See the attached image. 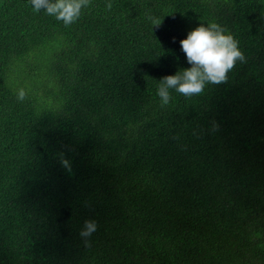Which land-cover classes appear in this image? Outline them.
Returning <instances> with one entry per match:
<instances>
[{
  "label": "trees",
  "instance_id": "obj_1",
  "mask_svg": "<svg viewBox=\"0 0 264 264\" xmlns=\"http://www.w3.org/2000/svg\"><path fill=\"white\" fill-rule=\"evenodd\" d=\"M107 2L0 0V264H264V0ZM209 23L244 61L162 105Z\"/></svg>",
  "mask_w": 264,
  "mask_h": 264
},
{
  "label": "clouds",
  "instance_id": "obj_2",
  "mask_svg": "<svg viewBox=\"0 0 264 264\" xmlns=\"http://www.w3.org/2000/svg\"><path fill=\"white\" fill-rule=\"evenodd\" d=\"M35 12L44 11L65 26L76 23L82 9L90 6L91 0H29ZM111 11L113 5H105ZM146 19L154 26H159L161 20L147 15ZM225 29L217 23L201 24L188 32L187 38L180 41V47L185 54L190 68L175 75L165 76L157 85V96L162 105H167L172 97L170 90L192 97L200 95L206 84H220L226 82L227 74L235 67L236 62H243L245 57L240 50L238 41L231 35L225 34ZM27 93L23 88L17 91L16 98L23 102ZM83 235L87 236L95 230L93 222H86Z\"/></svg>",
  "mask_w": 264,
  "mask_h": 264
},
{
  "label": "rangeland",
  "instance_id": "obj_3",
  "mask_svg": "<svg viewBox=\"0 0 264 264\" xmlns=\"http://www.w3.org/2000/svg\"><path fill=\"white\" fill-rule=\"evenodd\" d=\"M30 81L28 82L30 85H33V83H34V80H32V79H29Z\"/></svg>",
  "mask_w": 264,
  "mask_h": 264
}]
</instances>
